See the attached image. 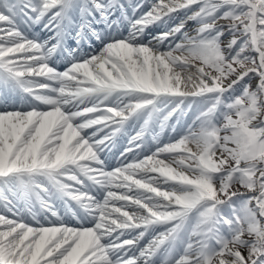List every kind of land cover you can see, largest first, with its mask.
<instances>
[{
  "label": "snow or ice",
  "instance_id": "snow-or-ice-1",
  "mask_svg": "<svg viewBox=\"0 0 264 264\" xmlns=\"http://www.w3.org/2000/svg\"><path fill=\"white\" fill-rule=\"evenodd\" d=\"M0 264H264V0H0Z\"/></svg>",
  "mask_w": 264,
  "mask_h": 264
},
{
  "label": "rangeland",
  "instance_id": "rangeland-1",
  "mask_svg": "<svg viewBox=\"0 0 264 264\" xmlns=\"http://www.w3.org/2000/svg\"><path fill=\"white\" fill-rule=\"evenodd\" d=\"M64 65H65V64H64ZM64 67H65V66H64ZM64 67H63L62 69H60V70H63ZM129 131L131 132L132 130L129 129ZM163 142H167V139H164ZM126 143H127L126 138H125L124 140H121V142H118L117 149L119 148L120 151H122V150H123V147L126 146Z\"/></svg>",
  "mask_w": 264,
  "mask_h": 264
},
{
  "label": "bare ground",
  "instance_id": "bare-ground-1",
  "mask_svg": "<svg viewBox=\"0 0 264 264\" xmlns=\"http://www.w3.org/2000/svg\"><path fill=\"white\" fill-rule=\"evenodd\" d=\"M85 50H88L87 49V46H85ZM62 67V65L60 64V65H58V68H61ZM73 222H75V220H73Z\"/></svg>",
  "mask_w": 264,
  "mask_h": 264
}]
</instances>
